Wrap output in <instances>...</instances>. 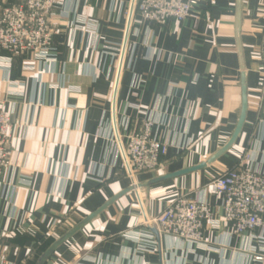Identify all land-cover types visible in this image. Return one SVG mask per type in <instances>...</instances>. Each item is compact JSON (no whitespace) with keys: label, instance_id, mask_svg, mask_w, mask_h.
Returning <instances> with one entry per match:
<instances>
[{"label":"crops","instance_id":"crops-1","mask_svg":"<svg viewBox=\"0 0 264 264\" xmlns=\"http://www.w3.org/2000/svg\"><path fill=\"white\" fill-rule=\"evenodd\" d=\"M132 3L64 0L53 11L47 57L0 51V107L16 124L11 164L0 176L9 261L39 264L129 189L118 137L150 120L152 135L169 145L163 167L139 174L140 188L85 223L45 264H264V244L224 223L206 226L198 245L143 223L181 196L218 208L213 178L241 161L264 167V0H200L198 19L162 25L136 14L131 21ZM83 19L95 28L77 27ZM244 85L248 109L235 144L201 170L151 184L200 165L231 140Z\"/></svg>","mask_w":264,"mask_h":264},{"label":"built area","instance_id":"built-area-1","mask_svg":"<svg viewBox=\"0 0 264 264\" xmlns=\"http://www.w3.org/2000/svg\"><path fill=\"white\" fill-rule=\"evenodd\" d=\"M64 0H19L16 4L0 2V51L11 56L32 53L47 57L50 53L56 29L52 22L53 11ZM200 0H133L131 21L136 15L142 21L166 24L177 23L194 14ZM79 28L93 30L91 21L80 20ZM264 88V63L261 67ZM15 122L10 111L0 107V176L11 164L10 145L14 136ZM153 122L148 120L139 130L119 136L123 171L138 188L135 177L141 173L155 172L163 167L162 157L169 145L152 135ZM210 186L222 198L220 207H213L200 196H181L171 201L163 211L147 223L159 234L177 237L191 244L204 242V229H219L224 223L234 234L250 236L264 244V167H256L241 161L210 182ZM222 213L221 218L218 217ZM260 233L255 235L254 233ZM4 235L0 234V264H17L8 259L4 249ZM254 253L256 249H253Z\"/></svg>","mask_w":264,"mask_h":264},{"label":"water","instance_id":"water-1","mask_svg":"<svg viewBox=\"0 0 264 264\" xmlns=\"http://www.w3.org/2000/svg\"><path fill=\"white\" fill-rule=\"evenodd\" d=\"M247 109H248V95H247V87L244 85L243 88V107H242V113H241V117L238 123V126L236 128V131L233 135V137L231 138V140L220 150L218 151L212 158H210L209 160L201 163L198 166L192 167V168H188V169H184L175 173H171L159 178H156L154 180L151 181L152 183H156L159 181H164L167 179H172V178H176L191 172H195L198 170H201L205 167H207L208 165L214 163L216 160H218L224 153H226L236 142L238 136L240 135L243 125L245 123V119H246V115H247ZM142 185H139L138 187L140 188ZM135 187H130L129 189H127L126 191H124L123 193H121L120 195H118L117 197H115L112 201H110V203L106 204L103 208H101L100 210H98L96 213L92 214L90 217H88V219H86V221H84V223H81L80 225H78L73 231H71L68 235H66L65 237H63L61 240H59L55 245H53L46 253L45 255L41 258L39 264H45V262L47 261V259L50 257V255L52 254V252L54 251V249L62 242H64L65 240H67L68 238H70L77 230H79L80 228H82V226L87 223L89 220L93 219L96 215H98L99 213H101L108 205H110L112 202H114L115 200H117L120 196L124 195L125 193L131 192L134 190Z\"/></svg>","mask_w":264,"mask_h":264},{"label":"rangeland","instance_id":"rangeland-1","mask_svg":"<svg viewBox=\"0 0 264 264\" xmlns=\"http://www.w3.org/2000/svg\"><path fill=\"white\" fill-rule=\"evenodd\" d=\"M126 177H127V176H126ZM137 177H138V175H137ZM137 177H135V180L137 179ZM128 178H129V177H128ZM129 179H130V178H129ZM130 180H131V179H130ZM131 181H132V180H131ZM131 187H132V186H131ZM136 189H137V188H134V190H136ZM134 190H133V191H134ZM159 214H160V213H159ZM159 214H158V215H159ZM158 215H157V216H158ZM154 217H156V216H154ZM154 217H147V218L144 220V222H143L144 225H146L150 230H152V228L149 226V224L147 223V221H148V220H151V219L154 218ZM152 231H155V232L158 233L157 230H152ZM184 241H185V240H184Z\"/></svg>","mask_w":264,"mask_h":264}]
</instances>
